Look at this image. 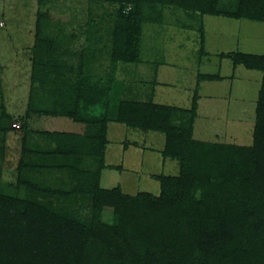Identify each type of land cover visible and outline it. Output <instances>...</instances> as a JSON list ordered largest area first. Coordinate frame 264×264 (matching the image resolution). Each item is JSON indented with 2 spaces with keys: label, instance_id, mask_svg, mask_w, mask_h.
<instances>
[{
  "label": "trees",
  "instance_id": "trees-1",
  "mask_svg": "<svg viewBox=\"0 0 264 264\" xmlns=\"http://www.w3.org/2000/svg\"><path fill=\"white\" fill-rule=\"evenodd\" d=\"M36 1L20 123L0 103V146L9 131H22L16 189L0 184V264H264V45L259 54H219L261 73L249 145L193 138L199 82L219 74L197 73L188 108L153 100L157 68L146 99L125 87L128 70L116 75L118 64L143 61L144 29L162 24L167 7L187 20L178 26L198 33L202 55L203 16L264 23V0H69L87 4L89 45L75 62L62 50L61 19L43 9L53 0ZM35 117L55 125L31 128ZM109 122L164 135L161 156L178 169L151 175L157 194L101 187V171L113 167L105 163ZM53 171L66 180L50 181Z\"/></svg>",
  "mask_w": 264,
  "mask_h": 264
},
{
  "label": "rangeland",
  "instance_id": "rangeland-1",
  "mask_svg": "<svg viewBox=\"0 0 264 264\" xmlns=\"http://www.w3.org/2000/svg\"><path fill=\"white\" fill-rule=\"evenodd\" d=\"M38 8L36 0H0V103L13 117L12 121L19 123L17 117L24 115L29 95L31 47ZM43 9H50L55 19H61L63 31L68 36L63 41L62 50L67 54L73 53L72 62H75L80 51L89 45L84 32L87 4L83 1L53 0ZM176 12L178 15L167 7L162 24L145 27L141 53L143 61L139 64H118L120 69L116 75L124 77L121 70H128L125 87L135 86L133 96L146 99L153 87L154 69L157 68L153 100L188 108L197 73L219 74V80L199 82L193 138L249 145L252 142L255 100L261 73L242 65L234 67L228 57H220L219 54L232 51L261 53L264 23L203 16L206 54L201 55L198 33L178 26L177 18L181 19V23L187 20H183L178 10ZM99 64L95 63V66H103L104 62ZM129 91H125L127 95ZM51 125L54 126L55 121L45 117H35L30 123V127L35 129H50ZM21 135L20 129L9 131L0 146V184L8 185L10 190L16 189ZM32 138L42 146L46 145L44 138L35 135ZM107 138L105 163L113 167L101 171V187L119 185L130 194L137 191L157 194L159 185L151 175L177 173V162L161 156L164 145L162 133L142 132L122 123L109 122ZM63 178L62 171H53L50 181L59 185ZM22 191H19L20 195ZM109 215L110 210L105 209L103 219L107 221Z\"/></svg>",
  "mask_w": 264,
  "mask_h": 264
},
{
  "label": "built area",
  "instance_id": "built-area-1",
  "mask_svg": "<svg viewBox=\"0 0 264 264\" xmlns=\"http://www.w3.org/2000/svg\"><path fill=\"white\" fill-rule=\"evenodd\" d=\"M12 127L18 128V124L17 123H13Z\"/></svg>",
  "mask_w": 264,
  "mask_h": 264
}]
</instances>
